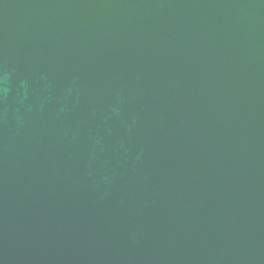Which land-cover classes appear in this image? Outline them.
<instances>
[{"label":"water","instance_id":"95a60500","mask_svg":"<svg viewBox=\"0 0 264 264\" xmlns=\"http://www.w3.org/2000/svg\"><path fill=\"white\" fill-rule=\"evenodd\" d=\"M0 264H264V0H0Z\"/></svg>","mask_w":264,"mask_h":264}]
</instances>
